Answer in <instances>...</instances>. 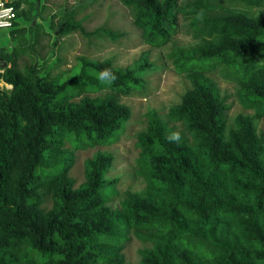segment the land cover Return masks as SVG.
Returning <instances> with one entry per match:
<instances>
[{
    "label": "trees",
    "instance_id": "1",
    "mask_svg": "<svg viewBox=\"0 0 264 264\" xmlns=\"http://www.w3.org/2000/svg\"><path fill=\"white\" fill-rule=\"evenodd\" d=\"M119 1L156 46L178 31L200 40L173 55L190 88L167 121L149 112L138 134L147 189L127 193L112 209L105 203L117 190L104 178L111 153L87 159L86 181L74 189L64 147L120 137L130 110L118 97L142 86L146 58L118 68L80 57L69 74L49 79V63L19 70L1 55L0 79L11 88L0 87V264H127L121 249L133 226L152 229L135 232L154 242L139 264H264V131L243 114L226 130L228 95L207 75L237 83L240 102L264 118V11L250 12L263 0ZM74 27L119 37L104 27L86 32L69 17L58 26L60 33ZM105 68L117 76L110 85L96 78ZM176 126L180 141L169 142ZM47 194L54 208L46 213Z\"/></svg>",
    "mask_w": 264,
    "mask_h": 264
},
{
    "label": "rangeland",
    "instance_id": "2",
    "mask_svg": "<svg viewBox=\"0 0 264 264\" xmlns=\"http://www.w3.org/2000/svg\"><path fill=\"white\" fill-rule=\"evenodd\" d=\"M12 1L18 4L17 20L12 28L0 29V72L6 65L1 57L3 54H9L12 58L8 66L14 64L19 70L29 67L35 61L38 65L49 63V79H56L62 72L69 74L80 57L99 62L108 60L113 67L118 68L135 65L144 58L150 64L142 76V86L128 95L121 94L118 97L119 102L129 108L130 116L123 133L116 141L83 148L75 147L69 142L64 144L65 149L72 153V163L66 174L73 181L74 189H78L86 181L87 159L96 151L111 153L112 161L104 178L114 180L117 193L105 205L120 209V201L127 193L145 192L147 189L146 178L139 164L141 148L136 145V141L138 134L147 130L149 112L153 111L167 121L170 108L180 103L183 93L191 86L188 72L178 69L174 52L196 49L200 40L192 33L178 31L164 45L156 46L135 23L131 9L119 0ZM257 9L264 11V0L250 12L255 13ZM67 17L80 22L86 32L104 27L118 33L119 37L114 40L107 36L97 38L83 34L77 27L60 33L58 26ZM260 39L264 40V36ZM52 59L55 60L52 62ZM207 75L216 82L221 94L228 95V107L224 116L226 130L234 127L237 115L243 114L252 117L253 125L264 131V118H255L254 109L245 107L238 99L237 83L221 77L217 72ZM1 86L11 88L2 79ZM105 92L103 90L88 95L103 96ZM79 97L74 100L78 101ZM168 123L170 126L175 124L171 121ZM179 131L176 126L174 132ZM158 202L154 195L151 203L157 205ZM43 206L46 213L53 210L54 201L50 194L46 195ZM136 231L148 233L152 229L138 226L129 229L128 240L121 249L127 264H139L142 251L154 244L150 239L138 237Z\"/></svg>",
    "mask_w": 264,
    "mask_h": 264
},
{
    "label": "built area",
    "instance_id": "3",
    "mask_svg": "<svg viewBox=\"0 0 264 264\" xmlns=\"http://www.w3.org/2000/svg\"><path fill=\"white\" fill-rule=\"evenodd\" d=\"M16 20L17 10L13 4V1L0 0V29L12 28ZM7 86L11 87L10 84H7Z\"/></svg>",
    "mask_w": 264,
    "mask_h": 264
},
{
    "label": "clouds",
    "instance_id": "4",
    "mask_svg": "<svg viewBox=\"0 0 264 264\" xmlns=\"http://www.w3.org/2000/svg\"><path fill=\"white\" fill-rule=\"evenodd\" d=\"M96 78L102 84H109L110 85L117 79V76L115 75L114 72H112L111 69L105 68L99 72V74L97 75ZM5 84H7V83H5ZM166 138L169 142H177L178 143L180 141V134L178 132L171 133Z\"/></svg>",
    "mask_w": 264,
    "mask_h": 264
}]
</instances>
